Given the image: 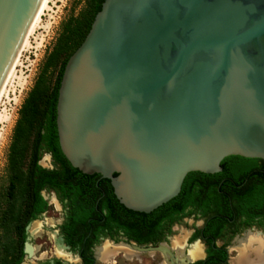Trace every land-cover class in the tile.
I'll use <instances>...</instances> for the list:
<instances>
[{"label":"water","instance_id":"obj_1","mask_svg":"<svg viewBox=\"0 0 264 264\" xmlns=\"http://www.w3.org/2000/svg\"><path fill=\"white\" fill-rule=\"evenodd\" d=\"M41 2L0 0V93ZM56 126L72 167L137 212L226 156L264 161V0H104L64 66Z\"/></svg>","mask_w":264,"mask_h":264},{"label":"trees","instance_id":"obj_2","mask_svg":"<svg viewBox=\"0 0 264 264\" xmlns=\"http://www.w3.org/2000/svg\"><path fill=\"white\" fill-rule=\"evenodd\" d=\"M103 1L86 0L83 11L62 24L55 44L18 110L7 153V184L0 194V264H22L27 236L25 227L48 208L43 190L54 191L61 201L67 199L63 203L68 207L67 216L60 232L72 250L80 244V264H95L91 246L99 242L100 232L115 237L113 227L138 244H156L165 239V233L171 234V225L189 214L183 210L193 205L201 208L203 215L211 214L203 232L217 238L228 225L227 217H231L234 210L238 213V184L249 172L241 170L239 164L251 158L230 155L221 160L219 172L187 173L175 197L143 213L125 208L113 194L108 179L99 174L82 173L72 167L61 152L56 126L60 80L67 59L83 41ZM44 153L50 154L52 168L40 165ZM226 178L227 183L215 186ZM245 195V205L251 207L258 203L262 208L263 191L253 187ZM242 212L247 214L246 209ZM223 247L211 244L207 258L192 264L225 263L227 254ZM212 256H216L217 261L212 260ZM54 264L62 263L55 259Z\"/></svg>","mask_w":264,"mask_h":264},{"label":"rangeland","instance_id":"obj_3","mask_svg":"<svg viewBox=\"0 0 264 264\" xmlns=\"http://www.w3.org/2000/svg\"><path fill=\"white\" fill-rule=\"evenodd\" d=\"M86 6V0H47L45 6L39 13L31 34L27 38L25 48L17 57V64L14 73L5 88V94L0 99V114L6 115V120L0 121V194L4 190L6 181V164L8 147L11 140L12 130L18 117V110L32 87L47 54L52 49L61 31L62 24L71 17L78 16ZM23 46V47H24ZM22 47V48H23ZM47 168L53 167L52 161L47 153H44L39 161ZM42 195L47 200L48 208L35 221L38 222L39 230L33 234L30 243L33 245V255L24 259L22 264H48V260L57 258L67 260L57 256L55 253V237L60 232L63 219V208L52 191L43 190ZM192 227V218L187 216L175 222L171 234L167 240H161L156 244L136 245L134 243L123 242L122 239L113 242L109 236L96 243L94 250L103 244L111 243L121 245L114 255L105 259L95 260V264H184L185 258L189 257L190 246L185 243ZM253 231V230H251ZM250 232V231H249ZM247 233V232H246ZM257 233H247L251 236ZM243 235L236 234L231 225L218 240V244L227 245L229 260L232 264L234 259L241 252L240 241ZM182 238V240H181ZM175 240H180L181 244L176 246ZM159 244H164V249L158 248ZM138 247L155 246L153 250H140ZM73 256V255H72ZM65 264H75L79 260H67Z\"/></svg>","mask_w":264,"mask_h":264},{"label":"flooded vegetation","instance_id":"obj_4","mask_svg":"<svg viewBox=\"0 0 264 264\" xmlns=\"http://www.w3.org/2000/svg\"><path fill=\"white\" fill-rule=\"evenodd\" d=\"M251 159L252 160H250V161H244V162H241V164H239L241 166V170L247 169L249 172H248V174H246V176H244L243 181L238 184V189L240 192V196H239L240 204L237 208L238 213L234 210L233 213L231 214V217H227L228 225L222 230V235L224 234V232L227 230L228 226H230V225H231L233 231L236 232V234L240 233L241 235L244 234V236H245L247 233H253V231L255 230V232H257V234H259V232H261L263 234H259V235H264V204H263L262 208L258 206V203L252 205L251 207L250 206L248 207L247 205L244 204V199L246 198L245 193L247 192L248 189L255 187V189L257 191H263L264 192V162L260 159H257V158H251ZM227 182L228 181L226 178V179H223L218 185H215V186L219 187V186H222L224 183H227ZM52 192L54 193L55 197L57 198V200L62 205V208H63L62 209L63 210L62 223H63V221L65 220V218L67 216V209H68L67 206L65 207L63 205V203H66L67 199H63L61 201L60 197L57 195V193H55L54 191H52ZM257 198L259 199L258 195H257ZM263 198H264V196H263ZM263 203H264V201H263ZM209 206L214 207L213 204H209ZM244 209H246L247 214L242 212V210H244ZM183 212H185L186 214L187 213H189V214L182 216L181 219L185 218L187 216H190L192 218V227H191L190 232H189V234L185 240L186 245L191 246L193 243L198 242L202 246V255L200 257L190 261L188 264H192L193 262H195L197 260L206 259L208 256V249L211 246V244H215L217 247L224 246L223 249H224V251H226V254H227L226 262L225 263H219L218 262L217 264H228L229 253H228L227 245H224L223 243L218 244V240L221 237L212 238L210 235H206L203 232L204 227H205V225L209 219V216L211 214L208 213L206 215H203L202 209L196 208V206H193V205L187 206L183 210ZM173 224L170 227L171 231L173 228ZM251 230H253V231H251ZM104 231H108V228H104ZM112 231H114L116 233L115 237H110V239L113 240L114 244H115V242L118 241V239L119 240L122 239L123 242L134 243L136 245H144V244H138L133 239H129L127 237V235L120 229H115V227H113ZM58 236H61L63 239V244L68 246L66 251L71 252V255L75 256L77 258L76 260H79V262L75 263V264H80L82 261L81 254L79 252V248H81L80 244L76 245V250H72L71 246L66 243L64 235L61 234V232H59ZM169 236H170V234L165 233V236H164L165 239L164 240H167ZM194 236H196V237H194ZM105 237L106 236L103 235V232L98 233V241L104 240ZM55 242L57 245H59L57 243L56 238H55ZM149 244H152V243H149ZM95 245H96V243H94L91 246L92 255H93L94 260L97 259L96 251L94 250ZM146 245H148V244H146ZM55 259H57V258H53V259L48 260V264H54ZM212 260L217 261V257L212 256ZM64 261H67V260H64V259L60 260V262L62 264H65Z\"/></svg>","mask_w":264,"mask_h":264},{"label":"bare ground","instance_id":"obj_5","mask_svg":"<svg viewBox=\"0 0 264 264\" xmlns=\"http://www.w3.org/2000/svg\"><path fill=\"white\" fill-rule=\"evenodd\" d=\"M46 2H47V0H42L41 5L39 7V10H38L32 24H31V26H30V29L27 33V36H26L25 40L23 41V44H22V46L18 52V55L21 52V49L23 50L25 48L24 45H26L25 43L28 40L27 38L31 34V30L33 29L35 23L37 22L38 17L40 18L39 13L41 12L43 7L45 6ZM18 55H17V57H18ZM17 57H16L15 62H14L13 66H12V68H11V70H10L6 80H5V83L2 87V90L0 93V99L5 94V91H6L5 88L7 86V83L9 82L11 77L13 76V73L15 72L14 67L17 64ZM6 115L0 114V121L6 120V118H7ZM38 230H39L38 222L33 221V223L31 224L30 232L33 235V234L37 233ZM181 240H182V238H181ZM175 242H176V244H175L176 246H179V244H181L180 240H175ZM120 246L121 245H113L111 243L106 242L105 244H103L102 246H100L97 249L96 256L99 260H105V259L113 256L116 249L120 248ZM240 248H241V252H240L239 256L234 259V262L232 264H264V235H259L257 233H254L251 236H249L246 234L244 236V238L240 241ZM55 253L57 254V256L65 258L69 261L77 259L75 256H72L71 254L65 252V250L60 245H57V244H56ZM188 255L191 258L200 257L202 255V246L198 242L193 243L190 246Z\"/></svg>","mask_w":264,"mask_h":264}]
</instances>
